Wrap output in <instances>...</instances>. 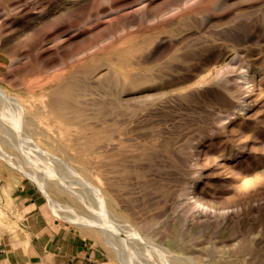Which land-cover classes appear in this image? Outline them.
<instances>
[{
  "label": "rangeland",
  "instance_id": "rangeland-1",
  "mask_svg": "<svg viewBox=\"0 0 264 264\" xmlns=\"http://www.w3.org/2000/svg\"><path fill=\"white\" fill-rule=\"evenodd\" d=\"M0 86L6 263L264 264V0H0Z\"/></svg>",
  "mask_w": 264,
  "mask_h": 264
},
{
  "label": "crops",
  "instance_id": "crops-1",
  "mask_svg": "<svg viewBox=\"0 0 264 264\" xmlns=\"http://www.w3.org/2000/svg\"><path fill=\"white\" fill-rule=\"evenodd\" d=\"M38 237L43 240V249L41 248V252L45 255H57L56 257H58V255L63 256H67V255H63L64 253L67 254L68 251H66V248H68V245L70 247H72V245H70V243L66 242V240H63L62 245H58L57 242L60 240H58L57 237V233L55 231V228L53 226H51L49 224V226H43L42 228H40V230L38 231ZM3 239V238H2ZM55 240V241H54ZM54 241L53 244H51V242ZM47 244H49V247H45V245L47 246ZM59 247H62L64 250H61ZM72 250H74V247H72ZM6 258H4L3 253H0V264H8L5 261ZM62 259V258H59ZM59 259H55V261H50V262H44L42 264H59L58 260ZM7 260V259H6ZM9 262V260H7Z\"/></svg>",
  "mask_w": 264,
  "mask_h": 264
},
{
  "label": "bare ground",
  "instance_id": "bare-ground-1",
  "mask_svg": "<svg viewBox=\"0 0 264 264\" xmlns=\"http://www.w3.org/2000/svg\"><path fill=\"white\" fill-rule=\"evenodd\" d=\"M123 62H127L126 60H124ZM0 93L3 95V96H5L6 94H5V92H4V90H3V88L0 86ZM10 99V98H9ZM4 100V99H3ZM9 100H7V102H8ZM1 102V101H0ZM12 102V101H11ZM3 106V105H2ZM1 106V107H2ZM20 106V105H19ZM3 108V107H2ZM4 109V108H3ZM24 109V108H23ZM11 111H13V110H11ZM25 111V110H24ZM7 112V111H6ZM21 112V111H20ZM8 115V114H7ZM6 116V115H5ZM7 117V116H6ZM9 117V116H8ZM18 118V117H17ZM30 118V117H29ZM9 119V118H8ZM23 119V118H22ZM30 120H31V118H30ZM5 121V120H4ZM8 121V120H7ZM10 121V120H9ZM14 121V120H13ZM16 121H18V119L16 120ZM4 123V122H3ZM8 123V122H7ZM16 123V122H15ZM19 123V122H18ZM21 123V122H20ZM5 125V124H4ZM23 125V124H22ZM34 125V124H33ZM36 125V124H35ZM5 127V126H4ZM7 127H9V126H7ZM33 127V126H32ZM3 128V127H2ZM13 128V127H12ZM21 128H22V126H21ZM23 129H24V126H23ZM27 130V129H26ZM25 131V130H24ZM41 131V130H40ZM37 132V131H36ZM10 133V132H9ZM16 135V134H15ZM29 135V134H28ZM19 136V135H18ZM26 136V135H25ZM11 137V136H10ZM27 137V136H26ZM12 139V138H11ZM37 140V139H36ZM12 142V141H11ZM33 144V143H32ZM47 144V143H46ZM8 145V144H7ZM30 145V144H29ZM37 146V145H36ZM9 147V146H8ZM16 147V146H15ZM11 148V147H10ZM32 148V147H31ZM30 148V149H31ZM34 148V147H33ZM38 148V147H37ZM32 150H35V149H32ZM5 153V152H4ZM11 155V154H10ZM26 155V154H25ZM13 158V157H12ZM17 158V157H16ZM19 158V157H18ZM20 159V158H19ZM18 159V160H19ZM23 159V158H22ZM30 159V158H29ZM10 161V160H9ZM26 161H28V160H26ZM57 161V160H56ZM69 161V160H68ZM59 162V161H58ZM33 164V163H32ZM31 164V165H32ZM63 164V163H62ZM59 166V165H58ZM65 166V165H64ZM35 168V167H34ZM65 168V167H64ZM36 173H38V172H36ZM32 174V173H31ZM42 175H43V173H42ZM45 176V175H44ZM49 177V176H48ZM52 177V176H51ZM36 178H37V176H36ZM50 178V177H49ZM46 179H47V176H46ZM96 179V178H95ZM37 180H39V179H37ZM39 183V182H38ZM42 184H43V182H41ZM40 186H41V184H40ZM41 188V187H40ZM71 192V191H70ZM94 192V191H93ZM100 196V195H99ZM98 195H97V197H99ZM100 198V197H99ZM99 198H97V200L99 201ZM100 202H102V200H100ZM97 206V205H96ZM79 219V218H78ZM80 220V219H79ZM79 220H77V221H79ZM86 220V219H85ZM84 220V221H85ZM80 223L82 224V222L80 221ZM100 224V223H99ZM103 229V228H102ZM111 237V236H110ZM113 243V242H112ZM114 244V243H113ZM112 245V244H111ZM108 246V245H107Z\"/></svg>",
  "mask_w": 264,
  "mask_h": 264
}]
</instances>
